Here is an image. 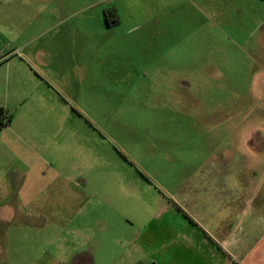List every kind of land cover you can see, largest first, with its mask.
Here are the masks:
<instances>
[{"label": "rangeland", "instance_id": "374dc122", "mask_svg": "<svg viewBox=\"0 0 264 264\" xmlns=\"http://www.w3.org/2000/svg\"><path fill=\"white\" fill-rule=\"evenodd\" d=\"M25 2L29 16L44 20L41 41L90 38L74 49L90 55L92 81L66 99L44 88L33 106H2L13 121L0 130V178L28 185L0 190L12 194L9 230H39L22 239L24 259L45 262L58 245L59 264H72L77 250L91 264L129 260L122 246L156 213L157 199L179 196L180 181L212 167L264 166V0ZM53 5L58 12L48 17ZM111 5L121 23L101 26ZM80 18L91 24L72 28ZM155 78L164 92L147 87ZM56 174L68 177L74 199L55 189L58 181L46 188ZM19 193L31 203L15 201ZM19 213L33 215L22 221ZM11 234L16 251L19 234Z\"/></svg>", "mask_w": 264, "mask_h": 264}, {"label": "crops", "instance_id": "0c3cea01", "mask_svg": "<svg viewBox=\"0 0 264 264\" xmlns=\"http://www.w3.org/2000/svg\"><path fill=\"white\" fill-rule=\"evenodd\" d=\"M27 6L25 0H7L2 15L7 28L0 29V108L10 116V121L7 125L0 126V130L10 128L13 121V115L2 106H33L42 100L44 88L66 99L70 88L84 89L92 81V72L86 64V57L89 61L90 55L82 52V49L80 53L74 49L76 43H87L90 38L86 35L63 34L41 41L40 27L44 20L34 15L29 16ZM39 8L33 6L30 12L41 11ZM112 8L115 9L113 14H118L116 5L106 9ZM106 9L102 10L100 20L97 19L96 22L110 28L119 26V17L116 24L105 22ZM46 11L48 17L55 15L58 5H53ZM59 16H55L56 20ZM28 22L39 24L38 28L27 29L25 24ZM88 24H91L90 20L80 18L72 28ZM137 70L140 71L139 68ZM151 72L154 74L157 69L154 68ZM156 81L155 78L154 82ZM147 87L161 93L167 89V85L161 81ZM156 97L163 96L159 94ZM164 99L166 100L165 96ZM196 174L195 181H180L178 197L168 193L155 201L158 206L156 213L148 220L147 225H142L137 231L132 242L122 246L123 255L128 248L131 258L115 264H264V166L212 167L207 174L201 175L200 170ZM55 176L56 179L54 177L46 188L49 189L52 183L58 181L56 185L53 184L55 189L74 199L76 194L68 177L62 178L59 174ZM7 177L5 175V179L0 178V190H21L28 187L27 180L21 179L13 185L11 182L15 176H9V179ZM22 195L14 194L15 201H19L20 205L31 203L25 197L23 199ZM11 196V193L0 195V264H59L58 245L55 255L49 252L46 254L48 260L45 262L38 258L31 261L24 259L22 239L24 241L28 238L27 232L35 233L39 230L19 229L10 232L15 215L8 212L6 205L11 203ZM1 205L4 207L1 208ZM32 215L33 213H19L22 221ZM37 216L36 212L32 218L36 219ZM11 233L19 234L16 236L19 238L16 251L11 243ZM37 248L35 241L30 250L35 252ZM73 254L72 264H91L87 257L88 251L77 250Z\"/></svg>", "mask_w": 264, "mask_h": 264}, {"label": "trees", "instance_id": "16d2710c", "mask_svg": "<svg viewBox=\"0 0 264 264\" xmlns=\"http://www.w3.org/2000/svg\"><path fill=\"white\" fill-rule=\"evenodd\" d=\"M114 10L115 9L112 8V9H106L104 11V18L107 24H116L118 22L117 15L113 14ZM113 16H115L114 19H112ZM9 121H10V116L7 115L5 110L0 108V126L2 127L7 125Z\"/></svg>", "mask_w": 264, "mask_h": 264}]
</instances>
